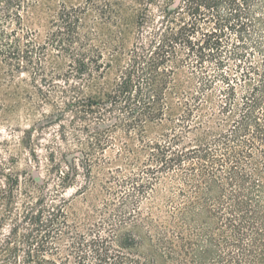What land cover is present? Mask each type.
<instances>
[{
	"label": "trees",
	"instance_id": "trees-1",
	"mask_svg": "<svg viewBox=\"0 0 264 264\" xmlns=\"http://www.w3.org/2000/svg\"><path fill=\"white\" fill-rule=\"evenodd\" d=\"M0 60L86 145L0 187V264H264V0H0Z\"/></svg>",
	"mask_w": 264,
	"mask_h": 264
},
{
	"label": "rangeland",
	"instance_id": "rangeland-1",
	"mask_svg": "<svg viewBox=\"0 0 264 264\" xmlns=\"http://www.w3.org/2000/svg\"><path fill=\"white\" fill-rule=\"evenodd\" d=\"M53 8L58 7L61 2L69 5H79L85 0H44ZM133 0H126L131 3ZM131 15L132 13L129 12ZM92 16L89 14L86 21L89 22ZM35 27V26H33ZM132 28V27H131ZM134 30V28H132ZM41 33H44V28H40ZM113 70L111 69L107 77L102 80L104 86L113 78ZM38 81H34L33 77L27 72L8 73V69L0 60V187L9 188L12 184V178L18 177V201L19 205L30 198L22 193L20 188L28 186L30 193L37 195V190L34 181L31 182L33 173L38 174L42 179L55 177L53 172H49L48 162L49 153L54 150L57 154L74 153L78 150L86 149L84 143L74 140L71 134L72 124H70V117L59 121H53L58 107L48 102L45 99L46 93L49 92L48 86H41ZM87 93L89 91L87 90ZM98 93V92H97ZM97 95L101 96V93ZM65 127V129L63 128ZM157 129L154 128L150 137L154 138L159 135ZM66 132V139H63L62 132ZM120 136V140L116 142L113 147H107L102 156V160L110 161L106 163L101 169H94V174L99 177L100 181L106 180L108 177V170H114L115 167L120 166L124 173H128L130 169L136 167L129 166L123 159L118 157L119 147L121 141L124 140ZM143 159V157L141 158ZM63 170L67 167L63 165ZM82 178L77 182L72 183V186L66 189L65 197L74 199V203L79 207L76 214L73 208H70L71 219L77 221L78 217H83L87 211L92 212V205L97 204L102 206L104 195L98 190V200L94 195L88 194V202L83 200L82 196H77V189L83 184ZM161 192L159 196H155L151 200L143 201V207L158 206L161 203ZM158 202V203H157ZM73 211V212H72ZM7 231V229H6Z\"/></svg>",
	"mask_w": 264,
	"mask_h": 264
}]
</instances>
